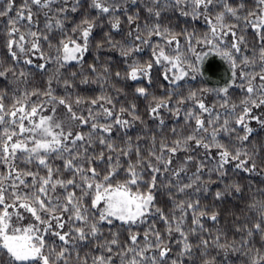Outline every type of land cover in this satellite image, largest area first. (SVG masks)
I'll list each match as a JSON object with an SVG mask.
<instances>
[{
  "label": "snow or ice",
  "instance_id": "6c2138e0",
  "mask_svg": "<svg viewBox=\"0 0 264 264\" xmlns=\"http://www.w3.org/2000/svg\"><path fill=\"white\" fill-rule=\"evenodd\" d=\"M0 264H264V0H0Z\"/></svg>",
  "mask_w": 264,
  "mask_h": 264
}]
</instances>
